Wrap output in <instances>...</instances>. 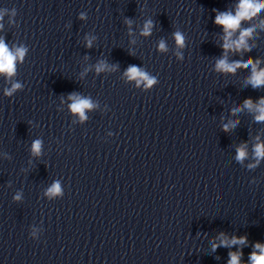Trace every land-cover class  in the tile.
Masks as SVG:
<instances>
[{
	"label": "clouds",
	"instance_id": "obj_1",
	"mask_svg": "<svg viewBox=\"0 0 264 264\" xmlns=\"http://www.w3.org/2000/svg\"><path fill=\"white\" fill-rule=\"evenodd\" d=\"M261 9H264V0H240V4L238 5V9L236 15L233 16L231 13L225 12L220 13L216 16L215 23L219 26H222L225 31V42L223 44V48L225 51L227 50H235L239 51L241 49L248 50V45L246 43V38L251 35L253 29H246L241 32L239 38L237 40H231V36L233 32L238 29L241 20L251 19L256 13H258ZM152 27V22L148 21L145 23L143 34H150ZM175 39L178 45H183V36L181 33H175ZM91 45V41H89V46ZM161 50H165V43L163 41L160 42L159 45ZM26 49L23 47L17 48L15 52L10 51L8 46L4 43V41L0 40V74H6L8 77H11L15 73V62L16 60L23 59L25 55ZM258 63V62H257ZM248 65H252V75L248 79V83H250L254 88L264 85V69L257 70L256 64H253V61L249 59L246 63L241 64L239 62L236 63H228L226 58H221L216 63L217 71L225 72V73H234L239 67H247ZM104 65L101 64L97 67V71H102L104 69ZM127 74L129 78H142L147 81V85L151 86L154 83V80L149 78L147 73L141 72V70L135 66H131L128 69ZM139 83V80H138ZM20 85L18 83L13 84L11 89L6 90V95H11L13 91L18 89ZM69 99L73 101L70 105L71 110L74 113L80 114L81 118H84V110L92 107V104L87 99H81L76 96H70ZM244 106L251 109L253 107L251 100H246L244 102ZM259 115L256 116L257 121H264V99H261L259 105L256 106ZM224 130H228V125L224 126ZM41 147V142L39 140L33 143V153L39 154ZM237 159L243 160L247 153L245 148L241 146L237 150ZM255 155L259 158H264V144H258L255 147ZM51 194H56L60 192L59 184H54L53 187L49 190ZM19 197H17L18 199ZM223 235V233L221 234ZM246 242V237H233L231 240V244H244ZM221 244L228 246L229 241L222 240ZM217 245H213V249H215ZM255 248L259 250V254L257 252H253L250 256V264H264V245L257 243ZM229 264H240V253H230Z\"/></svg>",
	"mask_w": 264,
	"mask_h": 264
}]
</instances>
